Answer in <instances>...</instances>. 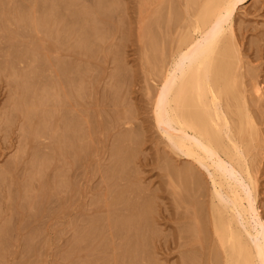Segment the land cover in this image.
I'll return each mask as SVG.
<instances>
[{"label": "rangeland", "instance_id": "obj_1", "mask_svg": "<svg viewBox=\"0 0 264 264\" xmlns=\"http://www.w3.org/2000/svg\"><path fill=\"white\" fill-rule=\"evenodd\" d=\"M11 1H0V27L3 25L1 21L5 26V29L3 26L0 28V35H2L0 37V53L3 56H0V264H85V262L104 264L107 261V259L104 261L105 258H109V256L112 257V261L115 259L112 262L110 257V260L108 259L109 261H107L109 264H121L124 259H126V262H123L128 264L129 258L130 261H132L131 257L137 258L136 254L138 252H136V249L138 247L142 249L143 246L144 250L148 247V251L147 249L146 252L140 249L141 253L137 254L140 259H133L132 264L136 262H139L136 264H149L150 258H153L152 264H220L219 259L211 258L212 255L217 256V258L219 255L216 254L218 251L215 249L214 236L209 224V217H207L209 214L210 184L206 172L198 165H195L198 169L193 168L194 170L192 171L198 174H190L189 169L191 166L189 162L187 163L188 160L182 156H176L174 151L167 146L168 142L160 134L152 116V102L155 96L152 93L155 92L159 82L157 80L159 79L161 64L159 58H164L162 57L164 55L163 52L169 50L168 41H172L175 35L174 30L178 27L179 22L175 23L177 22L175 18H168V10L165 8L163 25L166 23L167 25H159L160 27L162 26L163 30L155 25V30H157L155 32L174 30L168 32L169 35L167 36L169 37H167V41L165 40L167 50L165 47L164 49L161 48V50L157 48L159 49L157 53V49H155L156 53H154L158 54L159 57L152 62L149 60L151 59V54H149L151 51L147 50L146 47L150 46L146 45L150 44L148 43L150 40L147 38L149 35L145 36V33H148V28L150 27L148 24L150 10L156 7L157 0H104V2L99 0L100 4H98V0H96V3L94 0H58V2L55 0V3L59 4V6L60 4L63 5V7L61 5L58 8L52 6L51 2L54 4V0H51V2L50 0H44L48 3L44 1L42 3L41 0L42 5H39L40 0H37V2H35L36 0H19L20 3L16 0V6L15 2H13L14 0L12 1L13 3ZM172 1L173 5H177L179 10L181 0ZM3 2L4 4H9L4 5ZM45 3L46 9L43 5ZM48 4H51V6ZM95 4H98V6H93ZM50 8L54 10V13L52 10L49 11ZM15 10H17V13H15ZM178 10L176 12H179ZM47 11L50 12L49 16ZM162 12H164V9ZM18 13H22V15L20 14V16ZM46 17H50L47 19H50L48 24L51 26L52 32H58L57 35L54 34V36L56 35L54 37L56 40L52 38L51 30H48L49 27L46 26ZM40 19L44 22H41ZM172 19L173 21L174 19L176 20L173 27H171ZM233 19L235 23L234 29L236 28L234 30L235 33L236 30L239 31L241 29L239 32L242 31L241 33H236L237 43L243 56L242 65L248 69L250 68V71L251 67H253L252 70L254 69L250 72L245 67L244 69L243 66L241 67L243 70H247L244 71V74L246 72L245 76H247H244L243 79L245 81V83L243 82L245 84L244 87H248L246 94L248 96L249 89L253 90L251 87L253 82H249V80L252 81V78L257 84L259 82L258 86H261L262 92L260 93L261 95L256 96V94L254 96L257 99L252 97L254 95L252 92L250 93L252 96H248V102L250 99L256 100L248 104L250 105L251 103L249 109L251 108L254 111L253 113L250 110L251 114L256 116L254 118L257 120L258 136L252 141L255 147H251L246 158L252 174L257 179L255 189L256 202L258 201L257 206L264 221V42H262L264 40V0H245L237 6L233 13ZM21 21L22 23L24 22L25 26L21 27ZM33 22L40 25H33ZM146 22L147 24H145ZM27 24L30 26H26ZM15 30H18L19 33L16 31L17 33L15 34ZM81 30L86 39L81 36L83 34ZM162 31L156 34L162 35ZM46 33L50 34H47L50 40L48 38L45 39ZM8 34L12 36L8 37ZM17 34L18 38L16 37ZM59 34L61 35L59 36ZM82 37L84 38V43L81 41ZM57 38H61L59 39L60 42ZM25 39L27 40L26 42ZM23 40L24 43H22ZM238 41H241L242 45ZM31 43L36 48L42 46V51L40 48V50L35 49ZM49 43L54 44L49 46ZM80 43L83 44L82 47H79L78 44ZM158 43L160 41L155 42L156 45ZM250 43L259 46L257 47L259 51L254 45L253 50ZM24 44H29V46L25 47ZM36 44L39 46L37 47ZM249 45H251L250 49ZM15 46H19L18 50L23 46L24 48L22 47L21 50L26 51V54L31 55V57H28V55L24 56L25 52L18 51ZM49 47L51 48L48 49ZM150 48L148 47V49ZM30 49L32 54L28 51ZM10 50L12 52L15 51L14 56L16 52L18 53L16 54V63L15 57ZM46 50L50 52V56L46 55L48 54ZM19 54L23 55L19 57ZM38 54L40 57L37 58H40V60L34 59L39 56ZM10 55L11 57L13 56V59ZM44 55L46 56V62L51 57L46 66ZM154 56L157 58V55ZM9 57L14 62L9 60ZM2 58L5 60L3 61ZM31 58L34 59V62L40 63L35 62V65L34 63L32 64L33 60ZM7 59L10 62L12 61L11 65L6 62ZM41 62L44 65H40L42 64ZM7 63L10 66L9 69L6 65ZM58 63H63L62 65L66 66L59 64V68ZM36 65H39V68ZM157 65L158 69H156ZM12 66L14 69H11ZM62 68L67 73L65 77H63L65 72L61 70ZM10 69L11 71L9 72ZM69 70L71 71L69 72ZM60 72L64 74L62 75ZM29 74L32 77L33 74L37 75V79H35V75L33 77L35 79L34 84L31 83L33 79L29 77ZM40 74L42 78L39 76ZM69 75L70 80L68 78ZM38 77H40L39 80ZM256 77L257 80H254ZM24 78L30 79V84L26 79L27 87L24 86L26 84L25 81L22 84V79L24 80ZM155 79L158 82L154 81ZM245 79H248V81ZM39 81L41 84H39ZM36 82H38L37 85H40H38L39 87L35 85ZM247 82L249 83L248 85ZM150 84L152 85L149 86ZM21 85L22 87H20ZM31 86H33V89ZM23 87L32 90L28 92L30 91L28 89V93L26 91L24 93L25 89ZM150 87H155V89ZM22 88L23 90L21 91ZM152 89L154 91H151ZM43 91L45 93L41 95ZM151 105L152 107L150 108ZM65 116L69 118L66 119ZM45 120L48 121L47 124H43ZM42 125H45L46 127H44L47 130L41 127ZM133 131L138 136L132 135L136 136L138 140L134 150L132 149L133 147H129L132 143L131 141H137L135 137L134 140L129 141L130 145H128V139H131L130 137L132 136L130 135L134 133ZM127 132L130 133L129 137H127ZM121 135L123 137L126 136L127 140L125 138L122 139ZM117 138L120 139V142H118ZM57 140L58 142H56ZM119 144L127 146L121 147ZM117 145L120 146L118 150L116 148ZM132 145L134 146V143ZM120 148H123V150L120 151ZM127 149H129V153H127ZM130 150L134 151L133 155ZM124 151H126L125 155L130 160L123 155ZM46 153L50 154L46 155ZM130 153L132 156L128 155ZM45 155L47 157L52 155V157H49L50 159L48 158L46 161L47 157ZM125 157L129 162H124ZM42 160L46 161V164H44L46 166L43 165ZM186 165L189 168L188 173L191 178V180L185 178L188 183L190 181L189 184H191L193 175H197V180L199 181L197 182L194 177V183L192 182L193 185L191 184L192 188L187 181L186 186L182 184L185 183V179L182 183L178 181H182L183 176L188 174L184 172V168L187 169ZM169 166L173 170L176 169L178 173L179 170L183 169L185 175L181 174L183 176L179 177L182 170L179 174L175 171V173H171ZM168 168L171 174H169ZM122 173L123 175L125 173L129 175L125 174L123 178H128L127 180L122 179L124 182L120 179L123 176L121 175ZM185 177H188V175ZM132 180H134L133 184H136V186H131L130 182ZM177 181L179 182L178 186L175 185ZM127 182L131 185H128ZM121 183L122 187H120ZM180 183L183 189L185 186L186 190L189 188L194 190L193 188L200 183L199 187L202 190L200 189L201 191L199 190V192L201 194H197V186L196 190L193 192L191 190L192 194L197 191L196 195L191 194L195 198L191 196L192 199H188L189 202L187 198L184 201V195L182 196L183 199L180 196L185 194V197L190 198V195H187V193H190L188 190H185V193ZM125 184L129 189L126 188ZM135 187H140L145 191V193H141L138 188V190L136 189L137 192H135L137 195L141 193L142 195H149L148 197H151V199L154 198V201H152L141 194L142 197L139 195V199L136 198L139 203L145 202V204L143 203L144 206L146 203L148 204L147 200L150 203L154 202L150 205L152 206V208L150 207L151 210L148 208L149 205L141 208L140 206L143 204L138 203L139 205H136L135 197L137 195L133 196L135 193L131 191ZM203 187L205 188L204 190ZM119 188H123L125 192L130 190L129 194H125L122 191L127 195V198L123 193L122 198L125 197V199H122L119 195L122 189L117 194L116 191ZM180 188L181 190H179ZM141 189L140 191H142ZM128 197L133 199V201ZM143 197L144 201H142ZM145 198L147 199L146 201ZM121 200L123 201L121 202ZM128 202L129 205L132 203L130 205L131 209H129V205H125L126 207L124 208V204H128ZM133 204L134 206H132ZM199 204H203L202 207L201 205L199 207L201 212L204 205L206 206L204 207L205 213L202 212L203 215L197 210ZM195 205L197 206L195 207ZM127 206H129L128 209L129 211L131 210V213L134 210L133 213L135 215L128 211ZM137 206L143 211L148 209L149 212L143 213L145 217L142 213H139L142 216L140 215L137 218L136 213L140 212ZM121 207L126 209V212H129L130 215L136 216V218L128 216L131 221L127 222V220L128 225L127 223L126 225L124 224L126 226L125 232H127H124L123 235L124 230L121 229L123 225L118 229L120 224L118 222H121L123 217L127 218V213L124 211L126 217L122 216L124 209L122 210ZM135 207L137 210H135ZM193 207L196 208V211ZM191 208L194 210V216H192L193 212L191 211L193 210ZM118 210L122 211L118 213ZM195 212L199 213L198 219L201 217L202 221L206 217L205 220L208 223L205 224V220L203 221L205 232L201 230L196 232L197 229H201L202 221L198 220L201 222L199 225ZM149 213L152 214V217ZM116 214L117 216L118 214L121 215L122 219L118 220L120 216H118L119 218L114 216V219L118 220L115 223V230L113 223L116 220L112 219L111 215ZM148 215H150L152 223L149 222ZM191 218L194 220L193 222L196 221L195 224ZM112 220H114L112 222L113 226L110 227L107 224L111 223L109 221ZM124 222L122 221L121 224ZM136 224H139V227L143 225V228L145 225L147 226L144 228L146 231L143 230L144 234L148 232L149 224L150 227L153 224L155 231H153V226V230L149 227L151 229L149 234L153 233L151 236L147 235L148 238L151 237L150 244L147 245L146 242V246L145 244H140L141 239H138L137 243V238L142 235L145 236L142 232V234H139L140 237L136 235L139 230L136 231V234L131 235L129 233L132 225H134L133 232L135 229H139ZM97 225L98 228L96 227ZM193 225L198 228L196 229ZM190 226L195 228L192 227L195 230L193 233ZM109 227L112 228V232L116 233H112ZM100 228L101 230H99ZM187 228H191V232L189 230L188 233ZM89 231L90 233L94 231V233H91L94 236H90V233L88 234ZM118 231L122 232L119 233ZM150 231L152 232L150 233ZM184 231L190 235L194 233L198 235L195 236L194 234V238ZM206 232H208V237ZM120 234L122 236L128 235L130 239L134 238L132 241H135L137 246L132 241L126 240L128 237H125V240L130 242V245L137 247L136 251L131 247L134 250L133 252L136 253L131 252L130 245L127 248L126 244L128 243H125L126 241L123 243L120 241V239L124 241ZM200 235H203L204 241L208 239V244H205L206 241L204 243ZM89 236L93 238L89 239ZM143 236L142 240L145 241L146 236L145 239H143ZM83 237H86L85 240ZM88 240L90 241L88 242ZM146 240L149 241V239ZM143 241L142 243H144ZM115 243H120L117 247L122 248L121 251L118 248L117 250L112 248L113 246L116 247ZM122 244L125 247H122L124 246ZM27 245L30 246L27 247ZM139 245H142V247ZM203 245H207V247H203ZM198 247H201V249L198 250ZM126 249L131 251H126ZM139 249L138 251H140ZM123 250L126 251L125 254L131 252L133 255L127 254V256H124L122 255L124 254ZM117 253L121 254V256L117 255ZM210 253L212 254L211 256ZM115 255L116 257L114 258ZM97 256L101 259L96 258V261H94ZM219 258L221 259V257ZM88 259H90V262L86 261ZM97 261L99 262L97 263ZM149 262L151 264V261Z\"/></svg>", "mask_w": 264, "mask_h": 264}, {"label": "bare ground", "instance_id": "obj_2", "mask_svg": "<svg viewBox=\"0 0 264 264\" xmlns=\"http://www.w3.org/2000/svg\"><path fill=\"white\" fill-rule=\"evenodd\" d=\"M12 1H11V3L15 2L16 0H14L13 2ZM43 1L44 0H42V3H43ZM94 1L96 3V0H94ZM244 1L245 0H181V2L179 1L180 2L179 8L182 10H180V9L178 10L177 5L174 6L172 3L173 2L172 0H157L156 7L152 8L150 10L149 17H148L149 20L147 19L149 21V22L148 21L147 22L150 25V27L148 28L149 31L147 30L148 33H145V36L147 34L149 35L147 38H149L150 41L148 43H150V44H146V45H150V46H146V47H147V50L151 51V53H149L148 51L147 52L149 54H151V59H149V60H151L153 62L154 59H158V57H159L158 54H155L156 53L155 49H157V48H159L160 50H161V48L164 49L165 44H166L165 40L167 41V39H168L167 37H169V36H167V35H169L168 32L174 30V29H172L170 31L169 30L162 31L163 30V28H161L162 26L161 27L159 26V25H163L165 8H167V10H168L167 17L168 18H175L177 20V22H175V23L179 22L178 27H176V29L174 30L175 35L172 38V41L170 40V41H168L169 43L167 42L168 46H169V50H167L166 49L167 47H165L167 52L166 51L163 52L164 55L162 57H164V58H161V57L159 58V61L161 62L160 68H159V79H157L159 82L156 79L154 80V81H157L158 84H157L155 92L152 93V94H155V96L153 98L154 100L152 102L153 104L151 103L153 105V109H151L153 112L152 116L154 118L156 126L158 127L157 129H159V131H160V134H162L164 136V138L166 139V141L168 142L167 146L171 150L174 151L176 156H182L188 160V161L187 160L186 161H187V163L189 162L191 167L189 169V168H187V165H186L187 169L184 168L185 174L188 173V169L190 170L189 171L190 174L195 173V171L194 172L192 171V170H194L193 168H196V170L198 169L195 165H198V167L204 169V171L206 172V175L209 179V184H210V194H209V202H208L209 203L208 204V213L209 214L207 217H209V224H210L213 236H214L215 244L213 242H211V243L215 245V247H216L215 249H216V251H218V253H216L214 250H213V252H215L216 254L219 255L217 258V256L215 257L210 253V256L212 255L211 258L212 257L214 259L216 258V260L219 259L220 264H264V221L261 218L260 210L257 206L258 201L256 202L255 189H256V185H257V179H256L255 175L252 174V172L250 170L249 162L246 158L248 151H250L251 147H253V148L255 147L253 145L252 141L254 140L255 137L258 136L257 120L255 119L256 116H254L255 114L252 115L251 111H253V110L251 108L249 109L252 101H256V100L250 99L249 102H251V103L249 105L248 104L249 103L248 102V99H249L248 96L251 95L250 94L251 92H252V94H254L253 96L251 95L252 97H254L256 94H257L256 96H259V95H261L260 93H262V92L260 89L261 86L260 87L258 86L259 82L257 84L256 82L253 81V78L251 77L252 81L249 80V82L250 83L253 82V83H251L252 86L250 85L253 90L251 91L249 89L250 91L248 90V93H249L248 96L246 94V89H248V87L245 88L244 87L245 84H243V82L245 83V81H243V79H244V76L246 74V72L244 74V71H247V70L250 71V68L248 69L247 67L242 65V61H243L242 57L243 56H242L241 49L237 43L238 39H236V33L239 32L241 29L239 31L236 30V33H235L234 30L236 28L234 29L235 23H234V19H233V13L236 10L237 6L241 3H243ZM35 2H37V0ZM44 2H47V1H44ZM50 2H51V0H50ZM55 2L56 1L54 0V4H56V5H54L53 2H51L53 7L55 6L58 8L62 5V4H60V6H59V4H57ZM57 2H58V0H57ZM59 2L62 3L61 1H59ZM103 2H104V0H103ZM19 3H20V1H19ZM39 3H38L39 5H42L41 0L39 1ZM3 4H4V2H3ZM7 4H9V3H7ZM7 4H4V5H7ZM51 4L50 5L48 4V5L51 6ZM98 4H100V1L98 2ZM98 4L97 5L95 4L93 6H98ZM1 5H2V2H1ZM43 5L45 6L46 3ZM15 6H16V2H15ZM18 6H20V5H18ZM62 7H63V5H62ZM45 9H46V6H45ZM163 9H164V12H162ZM176 9L179 12H176L177 11ZM50 10H52V12L54 13V10L52 8H50L49 11ZM15 13H17V10H15ZM47 13L49 16L50 12L47 11ZM47 13H46V16H47ZM20 14L22 15V13H20ZM50 15H52V14H50ZM171 15H174V16L171 17ZM44 16H45V14H44ZM44 16H42V17H44ZM50 17H46V19L50 18ZM37 18H41V17H37ZM33 19L34 18H32V20ZM42 19H44V18H42ZM42 19H40L41 22H44V21H42ZM46 19H45V21H46ZM175 19H174V21H176ZM37 20L39 21V19H37ZM156 20L159 21L160 23L159 22L156 23L157 22ZM34 21H35V19H34ZM49 21H50V19H47V22H46L47 25L46 26L49 27L48 30H51V28H50L51 26L48 24ZM174 21L172 19L173 23H171V27H173V25H175ZM147 22L145 24H147ZM167 22H169V21H167ZM1 24H3V25H1V27L3 26V28L5 29L4 23H2V21H1ZM38 24H34V22H33V25H38ZM23 25L25 26L24 22L22 23V21H21V27ZM155 25H157V27L162 29L161 30L163 32L162 35L156 34L159 32L161 33V31L155 32V31H157V30H155V27H156ZM164 25H167V23ZM26 26H30V25L27 24ZM16 31L19 33L18 30H15L14 31L15 34L17 33ZM53 32H52V30L50 31V33H52V35H53L52 38L56 37V35L58 34V32H56V33H53ZM81 32L83 33L82 30H81ZM84 32H86V31L84 30ZM241 32H239V33H241ZM88 33H91V32H88ZM0 34H1V32H0ZM15 34L13 33V35H15ZM47 34H49V33H46L45 39L48 38ZM54 34H56V35L54 36ZM60 35L61 34H59V36ZM88 35H86V36H88ZM1 36L2 35H0V37ZM7 36L11 37L12 35L9 36V34H8ZM81 36L84 37L85 36L84 33ZM239 36H237V37H239ZM16 37L18 38V34L16 35ZM83 37H82V40L80 38L81 41H83V39L85 38V37L84 38ZM50 38H51V36H50ZM59 39H61V38H59ZM42 40H44V39H42ZM54 40H56V38H54ZM155 40H157V41H155ZM26 41L27 40L25 39V42ZM159 41H160V43L157 44L159 46H157L155 44V42L157 43ZM59 42H60V40H59ZM145 42H146V40H145ZM238 42H241V41H238ZM262 42H264V40H262ZM22 43H24V40L22 41ZM83 43H84V41H83ZM49 44H50L49 46H51L52 43H49ZM81 44L82 43L78 44L79 47L83 46V44L82 45ZM31 45H33V43H31ZM241 45H242V42H241ZM251 45H252V49L254 46L256 47V49H257V47H259L256 44H251ZM251 45L248 46L249 49H250ZM258 45H259V43H258ZM26 46H29V44L28 45L26 44L25 47ZM38 46L39 45H37V47ZM84 46H86V45L84 44ZM22 47H20V48L22 49ZM33 47H34V45H33ZM146 47H145V49H146ZM148 47H151V48L148 49ZM15 48L17 49V48H19V46L18 47L15 46ZM34 48L38 50L39 48L41 49L42 46L39 48H36V47H34ZM50 48L51 47H49L48 49H50ZM21 49L20 50L17 49V50L25 52L24 56L28 55V54H26V51L21 50ZM45 49H47V48L45 47ZM159 49H157V53H158ZM0 50H1V48H0ZM30 50H28V51L31 52V54H32V50L31 51ZM257 50H255V51H257ZM41 51H42V49H41ZM41 51H39V52H41ZM47 51L48 50H46V52ZM10 52L13 55L15 51L12 52L10 50ZM165 52H166V54H165ZM34 53L36 54V52H34ZM37 53H38V51H37ZM47 53L48 54H46L44 52V54H46L48 56L51 55L50 52H47ZM148 53H146V54H148ZM161 53H162V51H161ZM16 54H18V53L16 52ZM16 54H15V56L13 55L15 57L14 60L16 59ZM22 55H20L19 57H21ZM148 55H146V56L148 57ZM154 55H157V58H155L156 56H154ZM0 56H2V54ZM13 56L11 57V55H10V57L12 59H13ZM24 56H23V58H24ZM41 56H42V54H41ZM10 57H9V60H12V59H10ZM28 57H31V55H28ZM37 57H40V55L36 56L34 59H36ZM45 57L46 56L44 55V61H45ZM4 58H2L3 61L5 60ZM41 58L43 59V57H41ZM50 58L51 57H49V59H47V62L45 61V66L49 62ZM25 59H26V57H25ZM34 59H32L33 60L32 64L34 63V65H35L36 63H40V62H36V61H35L36 62L35 63ZM9 60L7 59L6 62H9V65H11L12 61L14 62V60H12L11 62ZM36 60H40V58H37ZM3 61H2V63H3ZM17 61H18V59H17ZM19 61H21V60H19ZM44 61H43V63H44ZM28 62H29V59H28ZM0 63H1V61H0ZM5 63H4V66H5ZM15 63H16V60H15ZM15 63H13V65H15ZM43 63L40 65H44ZM59 64L60 63H58V67L60 65H62L63 63L60 65ZM154 64H156V62H154ZM246 64H247V62H246ZM6 65L8 66V69H9L10 66L8 65V63ZM36 66L39 68V65H36ZM62 66H66V65H62ZM242 66H243V69L245 67V69H247V70H243L241 68ZM6 67H5V69H7ZM14 67H16V66H14ZM34 68H35V66H34ZM252 68L253 67H251V71L254 70V69L252 70ZM11 69H14L13 66L11 67ZM11 69L9 70V72L11 71ZM32 69H30V70H32ZM156 69H158V65H157ZM61 70L64 71L63 68ZM70 71L71 70H69V72ZM61 74L63 75L64 73H61ZM66 74L67 73L65 72L63 77H65ZM247 74L249 75V73H247ZM34 75H35V79H37L36 78L37 75L33 74V77H34ZM254 75H255V73H254ZM39 76L41 77V74ZM29 77H32V75L30 76V74H29ZM33 77H32V79L34 82L32 81L31 83L34 84L35 79ZM40 77H38V80L40 79ZM257 77L254 80H257ZM28 78H26V79L29 82L30 79H28ZM68 78L70 80V75L68 76ZM26 79L25 78H24V80L22 79V81H23L22 84H24V81L26 83ZM246 81H248V79ZM37 83L38 82H36L35 85H37ZM26 84H24V86L27 87L28 83H26ZM29 84H30V82H29ZM39 84H41L40 81H39ZM248 84L249 83L247 82V85ZM151 85L152 84H150L149 86H151ZM149 86H148V89H149ZM20 87H22V85ZM31 87L33 89V86H31ZM34 87L36 88V86H34ZM251 87H249V88H251ZM14 88H15V86H14ZM23 88L25 89L24 93H26L28 91V89L30 90V88H28V89L25 87H23ZM23 88L21 89V91L23 90ZM55 88H56V86H55ZM150 88L155 89V87H150ZM154 89H152L151 91H154ZM31 90L28 92H31ZM46 92H48V91H46ZM41 93H42L41 95H43L45 92L43 91ZM260 97H258V98H260ZM255 99H257V97ZM253 103L255 104V102H253ZM152 105L150 106V108L152 107ZM253 113H254V111H253ZM68 116H70V115H68ZM65 118L67 119L69 117L65 116ZM47 120H45L44 122L42 121L43 124L44 123L47 124L49 121V120L48 121ZM67 123H68V120H67ZM44 126L42 125L41 127H44ZM45 127H44V129H45ZM42 130H41V133H42ZM45 130H47V129H45ZM39 131H40V129H39ZM133 132H131V133H133ZM134 133L131 134L130 136H132V135L137 136V134L136 133L134 134ZM127 134H128V136L126 134H124V135L129 137L130 133L127 132ZM121 136H122V139L125 138V140H127L126 136L125 137H123V135H121ZM136 136L130 137L131 138L130 140L128 139V145H130L129 141L134 140L136 138ZM119 138H120V136H119ZM119 140L120 139H118V142H120ZM136 140H137V138H136ZM56 142H58V140ZM125 142H127V141H125ZM131 142H132L131 145L134 143V146L130 145L129 148L133 147L132 149L134 150V147H135V149H136L138 140L136 142H135V140L131 141ZM119 145H121V147L125 146L124 144H123V146H122V144H119ZM118 147H120V146L117 145V147H116L117 150H118ZM119 150L121 151V150H123V148L122 149L120 148ZM128 150L129 149H127L126 151H128ZM126 151L123 152L124 153L123 155L127 157V155H125ZM130 152L133 155L134 151L132 152L130 150ZM127 153H129V151ZM131 153L128 155L130 156ZM47 154L48 153H46V155ZM49 157L50 156L47 157L46 161L48 160ZM51 157H52V155H51ZM126 157L124 158L125 161L123 159L122 160L127 163V162H129L127 159L130 160V158L127 157V159H126ZM45 162L42 160L43 165L46 164ZM40 165L42 166L41 163H40ZM44 166H46V165H44ZM47 166H48V164H47ZM193 166H195V167H193ZM169 168H171V167L169 166ZM169 168H168V172H169ZM173 168H175V167H173ZM170 170H171V173H173L174 171L178 173V171H176V169L173 170L171 168ZM181 170H182V172H181ZM181 170H179V173L181 172L180 175L184 174L183 169H181ZM186 170H187V172H186ZM171 173L169 172V174H171ZM125 174L124 175H123V173L121 174V175H123L122 178H120L121 180L122 179L127 180V178H128L127 176H129V175L126 174L127 178H123L125 176ZM190 174L189 173L187 174L188 177H185L187 175L179 176V177L183 176L184 178H182V181H180V180H178V181L182 183L185 178H189L191 180V178L189 177ZM195 174H198V173H195ZM121 175H120V177H121ZM174 175H177V174H174ZM0 177H1V175H0ZM191 177H192V175H191ZM194 177L197 180V175L196 176L193 175L191 184L195 180ZM176 179H177V177H176ZM133 181L134 180H132V182H130L132 185L128 182H127V184L128 185L130 184L131 186H133L134 185ZM178 181H177V184H175L177 186L179 184ZM184 181H185V183H182V184L186 186V181L188 183V180L185 179ZM197 182H199V181L197 180ZM181 183H180V185H181ZM189 183H190V181H189ZM189 183H188V185H191ZM199 184L200 183H198V185H197L198 186V190H197L198 193L197 194H201V192H199V190L201 189L199 187ZM121 185H122V183L120 184V187H122ZM192 185L190 186L191 188L193 187ZM125 186H126V184H125ZM131 186H129V187L132 189ZM134 186H136V184ZM185 186H184V189H183V186L181 187L184 190V192L186 190ZM197 186H195L193 189L196 190ZM126 188L129 189L128 186H126ZM126 188L124 187V189H126ZM138 188H139V192L145 193L144 189H141L140 187H137V188L135 187L134 188L135 190L133 189L131 191H134L133 193H135V192H137ZM181 188L179 190H181ZM191 188L187 189L188 192L190 193V194L187 193V195L188 196L190 195L189 196L190 198L185 197L186 196L185 194H182V195L180 194L181 198L184 195L183 196L185 198L184 201L186 200V198L188 201V199L189 200L192 199L191 198L192 195H196L197 191L194 192V194H192ZM120 189H122V190H120ZM124 189L119 188L116 191L117 194H118V192L121 191V194H119L121 196V198L124 194L123 192H125V191H123ZM127 189H126V191H127ZM140 189L142 191H140ZM204 189L205 188L203 187V190ZM194 190H192V192ZM129 192H130V190H128V192H125V194L126 193L129 194ZM141 193H138V195L135 193V194H133V196L137 195V197H135V199H136L139 197V195ZM115 195H116V193H115ZM141 195H140V197H142L144 195L146 196V194H143L142 196ZM120 196L118 197L119 199H120ZM126 196L127 195H125V197ZM133 196H131V197H133ZM148 196H146V197H148ZM125 197H123L122 199H125ZM192 197L195 198V196H192ZM138 199H136V202H137V203L135 202L136 205L143 204V203L145 204V202L139 203ZM140 199L142 200V198H140ZM148 199L154 201V198L151 199V197H148ZM130 200L133 201V199H130ZM146 200L147 199L145 198V201ZM149 200L146 201V202H148V204L146 203V205L147 206L149 205L148 208H150V207L152 208V206H150V205L153 204L154 202L150 203ZM122 201L123 200H121V202ZM142 201H144V197H143ZM144 204L141 205L140 208L142 206H144ZM125 205H129V202H128V204H124V208L126 207ZM146 205L144 207H146ZM200 205H201V207L203 206V204H199L198 206L195 205V207L197 206V208H198L197 209L198 212L201 214H202V212L205 213L204 207H206V206L204 205L203 209H201L203 211L201 212L199 210ZM129 206H127V209ZM132 206H134V204ZM195 207H193V208L196 211ZM121 208H122V210L124 209L123 207H121ZM137 208H138V211L140 210V212L136 213L137 218H138V216L141 215V214L139 215V213H142V215L144 216L145 215V214H143L144 212L145 213L149 212L148 209H147V211H145V210L143 211V210L139 209L138 206H137ZM137 208L135 207V210H137ZM151 208L149 210H151ZM129 209H131V206L129 207ZM129 209H128V211H129ZM143 209H146V208H143ZM122 210H118L117 212L119 213ZM191 210H193V209L191 208ZM124 211L126 212V209L123 210L122 216L124 215ZM152 211H153V209H152ZM129 212L131 213V210ZM129 212H126L127 214L125 213L127 218L123 217V219H122L121 215H119V214H118V216H120V218L117 216V214L111 215L112 219H114V216H117L119 218L118 220L122 219V221H125L124 223L121 224L122 221L118 222V220H116V218H115L114 220H116V221L113 223L114 228H115L116 222L120 223L118 225V229H120V226L123 225V226H121V229L124 230L122 235L124 234L125 229H126V226H124V224L126 225L127 222L131 221L130 217L136 218V216H132V215H135V213H133L134 210L132 212L133 214L131 213L132 215H130ZM135 212H137V211H135ZM191 212H193V214ZM191 212L190 213L192 214V216H194V210ZM151 213H153V212H151ZM151 213H149V214H151ZM195 213L197 214V212H195ZM198 214H197V221L198 220L202 221L201 217H199L200 219H198ZM128 216H130L129 217L130 219L128 218ZM147 217L150 219V215H148ZM151 217H152V214H151ZM203 218H204V216H203ZM205 219H206V217H205ZM205 219H203V221ZM109 220H111V219H109ZM114 220L109 221L111 223H109L110 225L109 224H107V225L112 227L113 226L112 222ZM151 220L152 219H150L149 222H151ZM193 221L194 220L192 219V222ZM203 221H202V223L197 222L199 225L201 223V225H202V227L200 226L201 229H197L198 224H197V226L193 225L197 229L196 232H198L200 230L202 232H205V230L203 229L204 228L203 227L204 226ZM206 221L207 220H205V222ZM192 222H191V224H193V223L195 224L196 221L193 223ZM207 223L208 222H206L205 224H207ZM127 225H128V223H127ZM138 225L136 227L139 229H137V230L135 229L134 232L132 231V229H134V225H132L131 229L129 230L130 231L129 233L131 235L136 234V231H138V230H139V233L136 235L143 233V230H145L144 228L146 225L144 226V228H143V225H140V227ZM152 226H153V224H151V227L149 224V227L151 229H152ZM193 226H190V227L192 228ZM96 227L98 228V225ZM110 227H109V229L112 232V230H111L112 228H110ZM141 227H142V229H141ZM149 227H148V229L151 230ZM187 227H189V226H187ZM153 228H154V226H153ZM191 228H189V229L187 228L188 231L187 230H185V231H187L189 233V230L191 232ZM193 228H192V233L195 231V230H193ZM99 230H101V228ZM115 230H116V228H115ZM149 230H148V232H146V234L143 233L146 236V239H149V241L146 240L145 236L142 235L143 239H145V241H143L142 236L140 237V235H139L140 238H137V243H138V239H141V242H139L140 244H142V245L145 244V246H146V243H147V245L150 244L149 242H150L151 237L150 238L147 237V235L149 234ZM94 231L91 233H94ZM153 231H155V228ZM118 232H117V234H118ZM120 232H122V231H120ZM131 232H133V233H131ZM151 232L152 231H150V233ZM187 232H185V233L188 234ZM89 233H90V231L88 232V234ZM91 233H90V236L92 235ZM112 233H116V232L113 231ZM151 234H149V235L151 236ZM194 234H191V235L188 234V235L193 236ZM206 234H207L206 236L208 237V232H206ZM197 235L195 234V236H197ZM203 235H200L201 237L200 236L199 237L203 239ZM86 236H88V235H86ZM92 236H94V235H92ZM118 236H119V234H118ZM133 236H131V237H133ZM122 237L124 239V241L120 239V241H122V243L125 242L126 240H128L130 242L132 240H134V238L130 239V237L128 235L122 236ZM125 237L126 238L128 237V239L125 240ZM134 237L136 238V236H134ZM207 237H205V238H207ZM85 238L83 237L84 240H85ZM92 238L93 237H90L89 239H92ZM89 241L90 240H88V242ZM142 241L144 243H142ZM203 241H204V239H203ZM205 241H204V243H205ZM130 242H127V241L125 242V243H128V244H126L127 248H128V245L131 244ZM132 242L134 244L136 243L135 241H132ZM119 244L117 243L115 245L116 247L113 246L112 248H116V250H117V248H118L117 246ZM136 244H135V246H137ZM205 244H208V239H207ZM122 245H124V244H122ZM142 245L141 246L139 245V246L142 247ZM214 245H213V247H214ZM28 246H30V245H27V247ZM104 246H106V245H104ZM135 246L130 245L129 247L130 248L132 247L135 250L137 248ZM204 246L207 247V245H203V247ZM122 247H125V245ZM143 247H142V249L141 248L140 249L146 252V249L148 247L145 250L143 249ZM118 249H120L119 251H121L122 248H118ZM133 249H132V251L126 249V251L133 252L134 251ZM138 249H139V247H138ZM138 249H136L137 251L136 250L135 251L138 252L137 254L139 255V252L141 253V250L139 249L140 251H138ZM200 249H201V247L198 250H200ZM211 249H212V246H211ZM126 251L123 250L122 252H124V254H122V252H121V254L124 256L125 255L127 256V254L133 255V253H136V252H133V253L128 252L127 254H125ZM147 251H148V249H147ZM215 253H214V255H215ZM121 254L117 253V255H120V256H121ZM137 254H136V256H137L136 259H138V258L140 259V257H138ZM97 255L99 256V254H97ZM98 256L95 257L94 261H96V258L101 259ZM110 257L111 256H109V258ZM115 257H116V255L114 256V258ZM133 257H135V256H133ZM148 257H151V256H148ZM148 257H146V258H148ZM219 257H221V259ZM109 258H105L104 261H106V259H107V261H109L110 259L112 261V257L110 259ZM211 258H210V260H212ZM131 259L133 261L134 258L131 257ZM136 259H134V260H136ZM150 259H149V261H151V264H152L153 258H150ZM117 260H119V259H117ZM125 260L126 259H124L123 261H125ZM128 260H129L128 261L129 263L128 262L127 263L132 264V261H130V258ZM86 261L90 262V259H88ZM99 261H101V260H99ZM99 261H97V263ZM104 261H102V262L104 263ZM107 261H106V263H108ZM114 261H115V259H114ZM114 261H112V262H114ZM123 261H121V264L122 263L125 264L126 261L125 262H123ZM149 261H148V263L150 264ZM118 262H120V261H118ZM212 262H213V260H212ZM87 263L85 262V264H87ZM92 263L90 262L88 264H92ZM106 263H104V264H106ZM136 263H139V262H136ZM136 263H134V264H136ZM153 263H155V262H153Z\"/></svg>", "mask_w": 264, "mask_h": 264}]
</instances>
